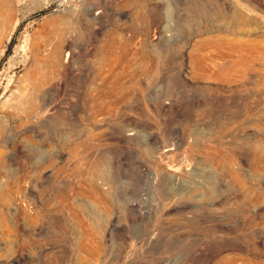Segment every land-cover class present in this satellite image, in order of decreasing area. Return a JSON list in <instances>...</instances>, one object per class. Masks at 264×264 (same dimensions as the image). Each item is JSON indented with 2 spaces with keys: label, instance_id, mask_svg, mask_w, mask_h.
Here are the masks:
<instances>
[{
  "label": "rangeland",
  "instance_id": "obj_1",
  "mask_svg": "<svg viewBox=\"0 0 264 264\" xmlns=\"http://www.w3.org/2000/svg\"><path fill=\"white\" fill-rule=\"evenodd\" d=\"M256 1L0 0V264H264Z\"/></svg>",
  "mask_w": 264,
  "mask_h": 264
},
{
  "label": "bare ground",
  "instance_id": "obj_2",
  "mask_svg": "<svg viewBox=\"0 0 264 264\" xmlns=\"http://www.w3.org/2000/svg\"><path fill=\"white\" fill-rule=\"evenodd\" d=\"M257 6L259 7L260 10L264 9V3H262L260 0L256 1ZM264 11V10H262ZM97 14V13H96ZM95 14V15H96ZM239 18L240 22H242V17L239 15L238 10L234 9L233 12L231 13V17L230 20ZM258 40L256 41L255 44L251 45L252 51L254 53L255 57L260 63H264V27H262V24L258 22ZM216 31V30H215ZM217 33H220L217 32ZM236 34V32L234 31L232 33V35ZM215 35V34H214ZM216 37V36H215ZM213 37V38H215ZM221 36H218L217 40L219 41V44H215V46H220L222 44H226V47H229L230 50L237 52L239 55H241V57L243 56L244 58H246L247 56H249V50L251 48L244 46L242 43H240L237 39L233 38L231 40H225L222 41ZM213 41L216 39H212ZM214 43V42H213ZM212 44V43H211ZM223 46V45H222ZM219 49V48H218ZM65 51V50H64ZM67 52V50H66ZM52 53V52H51ZM66 55L63 56V54L61 53V51L55 50V52L53 54H51V57L48 59L47 62H50L53 66H55L56 68H62V69H66L68 66V62L70 59V52L65 53ZM252 56V55H251ZM125 58V57H124ZM234 58V57H233ZM236 58V57H235ZM123 59V58H122ZM250 59V58H249ZM239 60V59H238ZM42 69V68H41ZM53 72V70H52ZM39 73V72H38ZM68 73V72H67ZM76 74V73H75ZM53 75V74H52ZM47 77V76H46ZM39 80V79H38ZM40 82V81H39ZM47 82V81H46ZM59 84V83H58ZM132 134H128V136H130ZM125 136V134H124ZM260 155V154H259ZM257 161V160H256ZM22 175V174H21ZM23 176V175H22Z\"/></svg>",
  "mask_w": 264,
  "mask_h": 264
}]
</instances>
